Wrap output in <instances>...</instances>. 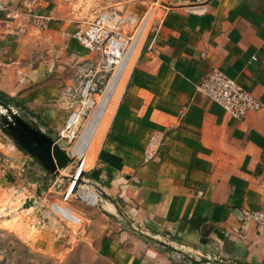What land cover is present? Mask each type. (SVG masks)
<instances>
[{
  "label": "crops",
  "instance_id": "obj_1",
  "mask_svg": "<svg viewBox=\"0 0 264 264\" xmlns=\"http://www.w3.org/2000/svg\"><path fill=\"white\" fill-rule=\"evenodd\" d=\"M22 1L0 0V91L56 134L75 105L68 93L77 83L73 71L59 89L56 49L68 51L66 39L81 46L64 26L54 27L50 0L33 4L49 17L44 28L31 24ZM148 4L147 24L83 171L108 220L98 252L111 264H191L151 245L136 227L167 235L192 254L264 264V228L240 217L241 209L264 207V0ZM212 68L261 107L232 118L195 91ZM151 130L162 132V143L142 162Z\"/></svg>",
  "mask_w": 264,
  "mask_h": 264
},
{
  "label": "rangeland",
  "instance_id": "obj_2",
  "mask_svg": "<svg viewBox=\"0 0 264 264\" xmlns=\"http://www.w3.org/2000/svg\"><path fill=\"white\" fill-rule=\"evenodd\" d=\"M150 1L50 0L49 7L53 16L52 21L57 22L54 27L59 29L64 26L67 34L89 23L97 11L109 7H116L120 11L132 13L139 18L151 8L148 4ZM146 6H148L147 9ZM66 40V49L69 50L58 52L56 49L53 64L60 90L65 87L62 77L72 75L84 58L91 56V53L83 47L82 49L70 43L69 39ZM132 49L131 47L129 52ZM126 59L123 60L121 67L115 69L106 88L108 90L114 85L113 91L108 94L104 93L105 99L98 103L97 109H87L86 116L80 117L76 125L75 137L71 142L67 143L64 139H59L55 133L50 132L49 136L69 155L71 154L70 161L59 172L60 175L67 176L66 179L51 177L0 130V264H111L98 252L102 241L100 235L106 229L108 220L100 214L98 210L101 201L100 194L89 183L90 180L84 172L93 138L103 127L116 89L127 68V66L124 68ZM109 76L110 74L106 81ZM100 96L99 91L93 98L94 104L100 100ZM11 107L19 115H23L17 108ZM76 135L78 137L74 143ZM10 151L18 153V156H14ZM82 159L84 160L82 165L84 172L81 177L83 182L78 183L75 190L65 199V190L70 177L74 176ZM83 188L92 194V198L85 199L82 196ZM25 198H32L34 205L28 209L22 207ZM81 214L87 216L88 219H82ZM133 231L138 235L140 231L146 232L136 227ZM151 235L156 239L167 241L175 248L187 251L186 246L171 241L170 237ZM146 240L151 245L160 247ZM187 252L192 253L189 249ZM167 253L174 258H181L169 249ZM201 256L206 255L204 253Z\"/></svg>",
  "mask_w": 264,
  "mask_h": 264
},
{
  "label": "built area",
  "instance_id": "obj_3",
  "mask_svg": "<svg viewBox=\"0 0 264 264\" xmlns=\"http://www.w3.org/2000/svg\"><path fill=\"white\" fill-rule=\"evenodd\" d=\"M33 4L34 0L21 2L31 24L37 28H44L49 17L35 11ZM150 11L151 8L137 18L132 13L109 7L97 11L89 23L71 33V37L89 51L91 56L82 61L74 71L76 87L68 94L75 105L68 111L62 125L56 131L59 139H64L67 143L74 139L80 117L85 115L87 106L101 90L107 76L118 65L128 46L133 40L135 46L141 38ZM150 46L148 43L147 48ZM194 90L213 101L232 118H242L247 111L258 110L261 107V103L251 92L216 68H212L200 79L194 85ZM162 136V132L158 130H151L148 133L142 148V162H148L155 156L162 143ZM240 217L244 222L250 221L264 228V207L254 210L241 209ZM164 237L168 236L164 235ZM206 257L213 262L212 264H234L223 262L220 258L215 259V256L206 255Z\"/></svg>",
  "mask_w": 264,
  "mask_h": 264
},
{
  "label": "water",
  "instance_id": "obj_4",
  "mask_svg": "<svg viewBox=\"0 0 264 264\" xmlns=\"http://www.w3.org/2000/svg\"><path fill=\"white\" fill-rule=\"evenodd\" d=\"M0 130L7 135L19 149L33 158L40 168L51 177L67 178V176L60 175L59 172L70 161L71 154L69 155L39 127L19 115L10 105L2 103L0 104ZM82 175L83 171L79 170L70 190H75L76 185L83 182L81 179ZM33 205L34 200L32 198H25L22 207ZM139 235L152 241L156 245L175 252L190 262H198L200 264L213 263L206 256L192 254L183 249L175 248L147 233H142L140 231Z\"/></svg>",
  "mask_w": 264,
  "mask_h": 264
},
{
  "label": "bare ground",
  "instance_id": "obj_5",
  "mask_svg": "<svg viewBox=\"0 0 264 264\" xmlns=\"http://www.w3.org/2000/svg\"><path fill=\"white\" fill-rule=\"evenodd\" d=\"M133 43H134V40L132 41V43L130 44V46H128V49H126V51L123 53V55H122V57H121V59L119 60V62H118V65L114 68V70L112 71V73L110 74V76H109V79H108V81H106V83L104 84V86H103V90L101 89L100 90V94H101V96L99 97V101L96 103V104H94V100L87 106V109H91V110H93V109H97L98 107H99V102H101L103 99H105V97H104V93L106 92V94H108L109 92H112L113 91V86L111 87V88H109L108 90L106 89L107 88V86H108V84H109V82H110V80H111V78H112V76H113V73H114V71H115V69L117 68V67H121V64L123 65V60L125 59V58H127L126 59V63H125V65H124V68H126V66H127V64H128V62H129V60H130V58H131V56H132V53H133V51H134V45H133ZM137 45V44H136ZM133 48L132 49V51H130L129 52V50H130V48ZM125 62V61H124ZM124 70V69H123ZM110 102V101H109ZM85 116H86V112H85ZM77 137H78V135H76V138H75V140H74V143H75V141H76V139H77ZM73 143V144H74ZM83 160V159H82ZM81 163H80V165L78 166V168L76 169V171H75V174H73L74 176H72L71 177V179L69 180V184H68V187H67V189L65 190V194H66V197L68 196V195H70V193L72 192V190H70L71 189V186H72V184L74 183V179L76 178V176H77V174H78V171L79 170H82V165H83V162H84V160L83 161H80ZM78 164H79V162H78ZM83 192L81 193L82 194V196L86 199V198H88V197H90V198H92V194L89 192V191H87V189L86 188H83V190H82ZM80 193V192H79ZM66 197H65V199H66ZM85 202H87L88 204H92L91 202H88V201H85ZM31 206H28L27 207V209L28 208H30Z\"/></svg>",
  "mask_w": 264,
  "mask_h": 264
},
{
  "label": "trees",
  "instance_id": "obj_6",
  "mask_svg": "<svg viewBox=\"0 0 264 264\" xmlns=\"http://www.w3.org/2000/svg\"><path fill=\"white\" fill-rule=\"evenodd\" d=\"M1 103L11 105V106L17 108L18 110H20V112L23 113V115H25V117L22 115V117L24 119H26L27 121L36 125L35 122H33V121H31V119H29V117L33 116V113L30 110H28L26 107H24L20 102L16 101L13 97H10V96H8V95H6L0 91V104ZM44 132L46 134L50 135L49 131H44ZM190 263L191 264H198V262H190Z\"/></svg>",
  "mask_w": 264,
  "mask_h": 264
}]
</instances>
